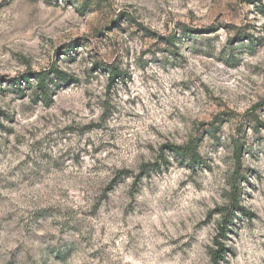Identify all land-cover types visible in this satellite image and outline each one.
I'll use <instances>...</instances> for the list:
<instances>
[{
	"label": "rangeland",
	"instance_id": "374dc122",
	"mask_svg": "<svg viewBox=\"0 0 264 264\" xmlns=\"http://www.w3.org/2000/svg\"><path fill=\"white\" fill-rule=\"evenodd\" d=\"M220 243L264 264V0H0V264Z\"/></svg>",
	"mask_w": 264,
	"mask_h": 264
},
{
	"label": "trees",
	"instance_id": "16d2710c",
	"mask_svg": "<svg viewBox=\"0 0 264 264\" xmlns=\"http://www.w3.org/2000/svg\"><path fill=\"white\" fill-rule=\"evenodd\" d=\"M51 73H55L56 75H58L60 72L52 69ZM110 74H111V81H113L116 77H121V73L119 72V70L117 68H114ZM34 78L38 82V86H39L40 90L43 92L44 96L46 97L47 96V81L51 79L50 73L49 72H39V73L35 74ZM23 79H26V81L29 80L27 77H23ZM61 79L64 80L65 78H61ZM18 83H19L18 81H12L13 85H18ZM18 90H20V89L18 88ZM171 148H173V147L171 146ZM237 149H238L237 155L239 156V148H237ZM174 152L177 154L178 152H180V149H175ZM225 215H226V212H225ZM224 229L225 228L223 227L221 234H220L222 237H225ZM219 247L220 248L218 250H215L213 252V255H212L213 264H218V261L222 258L224 248H223L221 243L219 244Z\"/></svg>",
	"mask_w": 264,
	"mask_h": 264
}]
</instances>
